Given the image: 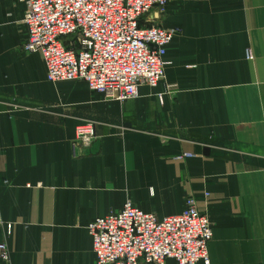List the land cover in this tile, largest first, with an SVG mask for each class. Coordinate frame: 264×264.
<instances>
[{"label": "crops", "instance_id": "obj_1", "mask_svg": "<svg viewBox=\"0 0 264 264\" xmlns=\"http://www.w3.org/2000/svg\"><path fill=\"white\" fill-rule=\"evenodd\" d=\"M24 8L0 0V264H96L91 220L125 202L163 218L188 196L212 224L208 264H264V0L152 11L177 29L165 76L122 101L46 80L22 48ZM84 119L95 138L79 154Z\"/></svg>", "mask_w": 264, "mask_h": 264}, {"label": "built area", "instance_id": "obj_2", "mask_svg": "<svg viewBox=\"0 0 264 264\" xmlns=\"http://www.w3.org/2000/svg\"><path fill=\"white\" fill-rule=\"evenodd\" d=\"M22 1V48L41 56L46 80H83L104 99L122 101L137 97L140 86L154 87L164 79V55L177 29L161 26L151 12L160 16L168 0ZM252 57L248 48L246 58ZM94 138L92 120L76 125L73 143L79 154ZM10 229L7 224V233ZM87 230L96 264L209 263L212 224L193 196L180 213L163 218L125 202L119 211L91 220ZM9 253L3 240L0 257L6 263Z\"/></svg>", "mask_w": 264, "mask_h": 264}]
</instances>
